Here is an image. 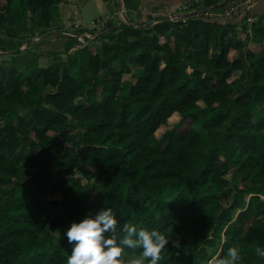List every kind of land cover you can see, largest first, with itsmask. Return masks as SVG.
Wrapping results in <instances>:
<instances>
[{"label": "trees", "instance_id": "1", "mask_svg": "<svg viewBox=\"0 0 264 264\" xmlns=\"http://www.w3.org/2000/svg\"><path fill=\"white\" fill-rule=\"evenodd\" d=\"M64 1L0 0V52L48 35L84 42L47 66L0 65V264H67L72 222L105 206L118 229L181 242L160 264H215L233 244L239 264H264V19L244 37L252 9L241 28L198 14L151 28L101 18L115 41L96 48L85 33L98 27L57 30Z\"/></svg>", "mask_w": 264, "mask_h": 264}, {"label": "clouds", "instance_id": "2", "mask_svg": "<svg viewBox=\"0 0 264 264\" xmlns=\"http://www.w3.org/2000/svg\"><path fill=\"white\" fill-rule=\"evenodd\" d=\"M231 4L230 2L229 6ZM209 11L212 9L205 10ZM241 17L244 19L242 14ZM231 18H236V23L238 22L239 18L235 16ZM66 235L68 242L72 244L67 264H160L161 252L166 245L170 242L175 247L181 245L178 239L168 237L159 228L137 229L133 224L125 222L118 229L117 215L112 207L108 206L100 208L94 215H87L78 222L73 221ZM125 249L141 251L139 256L125 257L123 255ZM254 254L264 260V245H256ZM241 260L240 246L233 244L215 264H239ZM209 264L212 262L209 261Z\"/></svg>", "mask_w": 264, "mask_h": 264}, {"label": "crops", "instance_id": "3", "mask_svg": "<svg viewBox=\"0 0 264 264\" xmlns=\"http://www.w3.org/2000/svg\"><path fill=\"white\" fill-rule=\"evenodd\" d=\"M89 1L93 5V7H96L99 10V16H97V18L94 19L95 21L101 18L104 19L109 18L114 22L116 27L122 28V26L124 25L148 26V24L145 23L152 24L151 22L152 20L149 21V19L158 16L172 17L173 15H177V16L183 15L182 12L180 13V7L183 6V4L192 1L193 7L196 8V6L199 4L198 1L200 0H109L108 2H103L102 0H65L64 2L61 3V18L58 22V25L59 24L61 25L62 23L72 24L75 22L84 25L88 24L84 20H90L87 19L86 17L89 16L87 14L92 10H89L88 12L86 11L83 12V9L85 8V6L88 4ZM223 1L224 3L225 2L228 3L233 0H223ZM252 11L254 16L257 18V20L264 19V0H260L259 2H257L254 5ZM68 12H72V13H70L68 16H65V14ZM197 12H198L197 10H194L193 16L197 14ZM177 16L175 18H178ZM0 26H4V25H0ZM4 28H6V26H4ZM53 31L56 30H52V32ZM176 32H177V27L176 25H174L173 34H175ZM4 35L5 33L3 34L0 33V36H4ZM51 40L56 41L57 39H53L51 37ZM183 49H186V47H183ZM214 53L216 55L218 52L215 51ZM2 54L5 53L0 52V55ZM11 59L13 60V62L10 63L8 66H12L15 64L26 65L29 63L38 65L37 63L34 62L35 59L28 60L29 62L25 64L22 63L20 58L18 59L11 58ZM18 61H20L21 63H19ZM8 66H3V67H8ZM247 72L248 70H245L244 72L241 73V76L243 78H246Z\"/></svg>", "mask_w": 264, "mask_h": 264}, {"label": "rangeland", "instance_id": "4", "mask_svg": "<svg viewBox=\"0 0 264 264\" xmlns=\"http://www.w3.org/2000/svg\"><path fill=\"white\" fill-rule=\"evenodd\" d=\"M222 2L218 5V6H225L227 4V2L224 3L223 0H221ZM238 0H235V1H231V3L233 4V2H237ZM199 4H202V0L198 1ZM197 2V3H198ZM187 3V2H186ZM183 4V6L180 7V13L182 12L183 15H180V16H177V15H171L172 16V19H170L173 23H176L178 20L177 18H175L176 16L177 17H181V18H185L187 17L188 19L191 18V16H193V12L194 10H197L198 12V15L199 16H204L206 18H208L206 16V12L205 10L207 9H212V11L214 12L215 9L219 8L218 6L217 7H213V8H207V9H201L200 7H196L194 8L193 7V2L190 1L188 2L187 4ZM196 3V4H197ZM230 5V2H228V5L227 7ZM224 8V7H223ZM89 10H92L90 11L87 15H89L88 17H86L87 19H90V20H84L85 22H87L88 24H85L84 26H90L93 24V22L95 21L94 19L97 18V16H99V10L96 8V7H93V5L91 4V2L89 1L88 4L85 6V8L83 9V12H88ZM70 13L72 12H68L65 14V16H68ZM31 14V13H30ZM32 15V14H31ZM33 17H35V20L37 22H41L40 21V17L38 15H32ZM170 18V17H169ZM245 19V18H244ZM242 17H239L238 20V28H241L243 23L245 22ZM186 20V19H185ZM247 20V23L249 24L248 25V30L251 28L252 26V23L254 22H257V18L255 16H250V17H247L246 18ZM150 21V19H149ZM96 22V21H95ZM152 24L150 23H145V24H148V27H152V25L155 24V20L153 19L152 21ZM147 27V26H146ZM4 26H0V33H5V29ZM57 30L59 31H63L69 35H72L75 28L74 26H72V24H65V23H62L61 25L59 24L57 27ZM84 28H87V27H84ZM96 28V27H94ZM99 29L96 31V32H93L91 35L90 33H88L89 35H86L87 37L88 36H91V44L94 45L96 48H104L108 45H111L112 43H114L115 41V36L114 34L111 35V30H106L107 32H102L100 29L101 27H98ZM56 30V29H54ZM93 29H90L88 31H91ZM105 31V30H104ZM92 32V31H91ZM5 36V35H4ZM38 38H40V36H38ZM29 39H33L34 38H29ZM23 44V43H22ZM80 45H83L84 42L83 40L79 41L78 43L77 42H62L61 40H51V36L48 35L46 37H43L39 40L36 41L34 47L31 46V48L29 46H26V43L21 45V50L22 52L19 53V54H12L13 51H7L5 54H2L0 55V65H3V66H8L10 63L13 62V60L11 58H20L22 63L25 64L27 62H29L25 56L28 55V54H42L39 56V58H35V63H37L39 66H47L52 60H53V56L50 54L51 52H60V53H67L68 52H74L75 51V48H77L78 46ZM65 56V55H64ZM24 60V61H23ZM31 61V62H33ZM19 63H21L20 61H18ZM31 64V63H30ZM204 71L206 70V67L204 66L203 67ZM206 74V73H205ZM248 77V76H247ZM246 77V78H247ZM3 78V77H2ZM87 95L89 96V98L92 99V97H94V91L93 89H88L87 90ZM25 194V190L23 189H20L18 191V195L19 196H22ZM56 220L60 221L61 223H64V219L62 218V216L60 215H56ZM214 261H215V258L212 259V264H214Z\"/></svg>", "mask_w": 264, "mask_h": 264}, {"label": "built area", "instance_id": "5", "mask_svg": "<svg viewBox=\"0 0 264 264\" xmlns=\"http://www.w3.org/2000/svg\"><path fill=\"white\" fill-rule=\"evenodd\" d=\"M259 1L260 0H238L237 2H233L231 6L225 7L224 9L217 8L215 9L214 12L213 11L206 12V16L210 18H214V19H220V20H228L229 18L234 17V16L239 18L241 17V13H240L241 10H245L248 12L251 9H253L254 5ZM170 19H172V17H170ZM177 19L182 20L183 22H186L185 20L186 18L178 17ZM94 23L90 26H84V24L75 22V23H72V26H74L75 29H81V28L83 29L84 27H87L88 30L90 29L94 30L95 29L94 27L103 26V24L96 25ZM88 33L89 32H86L85 34L89 35ZM250 34H251V28L247 30L245 37H247Z\"/></svg>", "mask_w": 264, "mask_h": 264}, {"label": "water", "instance_id": "6", "mask_svg": "<svg viewBox=\"0 0 264 264\" xmlns=\"http://www.w3.org/2000/svg\"><path fill=\"white\" fill-rule=\"evenodd\" d=\"M167 20H169L170 18H166Z\"/></svg>", "mask_w": 264, "mask_h": 264}]
</instances>
